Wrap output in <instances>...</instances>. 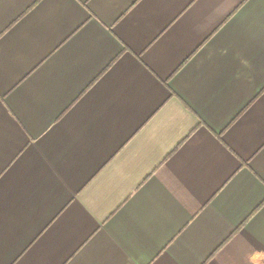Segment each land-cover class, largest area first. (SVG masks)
<instances>
[{
	"label": "crops",
	"instance_id": "crops-1",
	"mask_svg": "<svg viewBox=\"0 0 264 264\" xmlns=\"http://www.w3.org/2000/svg\"><path fill=\"white\" fill-rule=\"evenodd\" d=\"M0 264H264V0H0Z\"/></svg>",
	"mask_w": 264,
	"mask_h": 264
}]
</instances>
